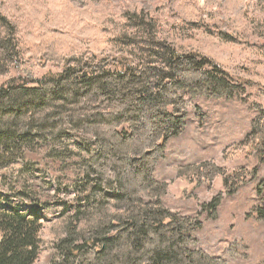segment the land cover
<instances>
[{
	"label": "rangeland",
	"instance_id": "rangeland-1",
	"mask_svg": "<svg viewBox=\"0 0 264 264\" xmlns=\"http://www.w3.org/2000/svg\"><path fill=\"white\" fill-rule=\"evenodd\" d=\"M0 14L16 28L20 62L9 65L0 85L27 73L59 72L63 60L76 56L125 58L135 67L156 61L150 54L158 42L221 65L238 85L236 95L182 92L187 126L168 142L155 177L167 182L162 202L171 211L202 222L192 236L206 254L226 264H264V190L257 193L264 165L240 145L256 106L264 105V0H0ZM238 79L248 82L244 89ZM87 140L77 130L59 141L41 140L0 169V202L22 201L47 223L36 264L58 262L51 232L77 202L81 163L95 148ZM214 167L221 174L213 178ZM217 196L212 218L207 204Z\"/></svg>",
	"mask_w": 264,
	"mask_h": 264
},
{
	"label": "trees",
	"instance_id": "trees-1",
	"mask_svg": "<svg viewBox=\"0 0 264 264\" xmlns=\"http://www.w3.org/2000/svg\"><path fill=\"white\" fill-rule=\"evenodd\" d=\"M16 41L15 26L0 14V76L20 65ZM154 45L157 62L133 67L125 58L76 56L63 60L59 72L27 73L0 85V169L25 148L72 130L95 146L81 163L75 207L65 209L51 232L54 264H226L197 245L192 234L203 225L199 219L162 202L168 185L155 170L168 142L187 126L182 92L227 100L238 85L209 58L180 53L171 43ZM237 82L241 89L248 84ZM256 114L240 145L264 165V105ZM208 172L221 174L216 167ZM263 190L258 184L257 193ZM6 201L0 202V264H36L47 223L22 201ZM220 204V196L207 204L212 218Z\"/></svg>",
	"mask_w": 264,
	"mask_h": 264
}]
</instances>
